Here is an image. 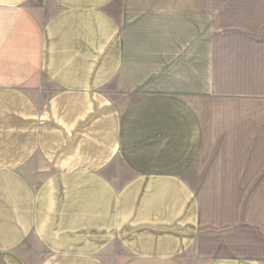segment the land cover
Here are the masks:
<instances>
[{"label": "crops", "instance_id": "1", "mask_svg": "<svg viewBox=\"0 0 264 264\" xmlns=\"http://www.w3.org/2000/svg\"><path fill=\"white\" fill-rule=\"evenodd\" d=\"M46 2L0 0V264H264V0Z\"/></svg>", "mask_w": 264, "mask_h": 264}, {"label": "rangeland", "instance_id": "2", "mask_svg": "<svg viewBox=\"0 0 264 264\" xmlns=\"http://www.w3.org/2000/svg\"><path fill=\"white\" fill-rule=\"evenodd\" d=\"M36 1L38 2V4L41 3L42 5H44L46 2V0H36ZM256 21L257 19H250V18H231V19L222 18V19H218V29H258L250 26V25H256L255 24ZM260 29L263 28L261 27ZM258 38L264 39V37H258ZM33 248H34L33 242L29 241L21 248V251L22 252L24 251L25 254L31 255V252H33ZM115 256H118L119 258L116 259ZM108 258L107 261H109L111 264H117L119 262L120 263L124 262L126 257H125V253H123L121 249H117L113 247L108 251ZM187 262L190 261L188 260Z\"/></svg>", "mask_w": 264, "mask_h": 264}]
</instances>
